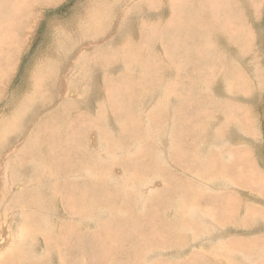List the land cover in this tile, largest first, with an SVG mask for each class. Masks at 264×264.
<instances>
[{
    "label": "rangeland",
    "instance_id": "374dc122",
    "mask_svg": "<svg viewBox=\"0 0 264 264\" xmlns=\"http://www.w3.org/2000/svg\"><path fill=\"white\" fill-rule=\"evenodd\" d=\"M0 227L14 264H264V0H0Z\"/></svg>",
    "mask_w": 264,
    "mask_h": 264
},
{
    "label": "bare ground",
    "instance_id": "6f19581e",
    "mask_svg": "<svg viewBox=\"0 0 264 264\" xmlns=\"http://www.w3.org/2000/svg\"><path fill=\"white\" fill-rule=\"evenodd\" d=\"M111 104V103H110ZM36 141V140H35ZM70 142V141H69ZM61 148V147H60ZM59 148V149H60ZM61 151H62V149H61ZM64 151V150H63ZM61 154V153H60ZM66 157V156H65ZM45 161V160H44ZM72 161V160H71ZM76 161V160H75ZM91 161V160H90ZM77 163V162H76ZM75 163V164H76ZM98 164V163H97ZM44 166H47V165H44ZM30 167V166H29ZM32 168V167H31ZM84 169V168H83ZM30 170V169H29ZM92 172V171H91ZM55 175V174H54ZM29 176H32L31 175V173L30 174H28L27 175V180H29L28 179V177ZM52 176V175H51ZM52 177H54V176H52ZM30 181V180H29ZM37 182H39V181H37ZM51 182H53V181H51ZM29 183H32L31 181L29 182ZM33 184V183H32ZM5 187V186H4ZM54 190V189H53ZM32 200V199H31ZM13 202V201H12ZM15 204V203H14ZM11 206V205H10ZM41 209H44V206L43 207H41ZM96 210V209H95ZM17 211V210H16ZM15 212V211H14ZM18 213H20V212H18ZM5 215V214H4ZM12 215H13V213H12ZM17 215V214H16ZM20 215H21V213H20ZM16 217L17 216H15L14 218L16 219ZM83 217V216H82ZM33 218V217H32ZM11 219H13V218H11ZM19 219V218H18ZM13 221H14V219H13ZM18 221V220H17ZM14 225V224H13ZM17 225V224H16ZM15 225V226H16ZM15 226H14V230H15ZM6 227V226H5ZM12 227V226H11ZM11 227H10V229L9 228H7V229H9L8 231L6 230V232H1V230H0V243L4 246V245H7V244H10V243H12L13 242V240L15 241L14 242V244H17V240L19 241V242H23V239H19L18 238V235H16L15 233H17V232H15L14 230H12L11 229ZM44 227H46V226H44ZM1 228V227H0ZM3 230H5V229H2V231ZM17 231V230H16ZM31 231H29L28 233H30ZM33 232V231H32ZM36 232V231H35ZM39 232H40V230H39ZM67 232H68V230H67ZM37 233V232H36ZM1 234H2V236H1ZM31 235V234H30ZM41 235V234H40ZM44 235V234H43ZM61 235V234H60ZM59 235V236H60ZM67 235H68V233H67ZM17 236V237H16ZM27 236V235H26ZM29 236V235H28ZM51 236V235H50ZM76 236V235H75ZM41 237V236H40ZM45 237V236H44ZM43 237V238H44ZM18 238V239H17ZM22 238H24V237H22ZM31 238V237H30ZM51 238V237H50ZM67 239V238H66ZM27 240V239H26ZM59 240H61V239H59ZM48 243H50L49 241H48ZM56 243V242H55ZM90 243V242H89ZM42 244V243H41ZM1 245V247H3ZM14 246V245H13ZM4 248V247H3ZM24 248V247H23ZM86 248V247H85ZM56 249H57V247H56ZM4 251H10V253H7L8 255H4L3 254V256H0V264H14L15 263V261H17V258H19L20 259V257H18L17 255H15L13 252H11V250H4ZM46 251V250H45ZM0 253H2V250H0ZM18 254V253H17ZM21 254V253H20ZM57 256V255H56ZM23 257V256H22ZM25 257V256H24ZM36 258V257H35ZM22 259V258H21ZM21 261V260H20ZM28 262V261H27ZM22 264H26V257L25 258H23L22 259V262H21ZM30 264H38L37 262H32V263H30Z\"/></svg>",
    "mask_w": 264,
    "mask_h": 264
}]
</instances>
